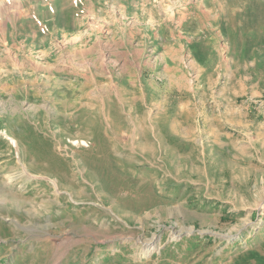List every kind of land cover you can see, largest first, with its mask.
Listing matches in <instances>:
<instances>
[{"label":"rangeland","instance_id":"rangeland-1","mask_svg":"<svg viewBox=\"0 0 264 264\" xmlns=\"http://www.w3.org/2000/svg\"><path fill=\"white\" fill-rule=\"evenodd\" d=\"M0 264H264V0H0Z\"/></svg>","mask_w":264,"mask_h":264},{"label":"crops","instance_id":"crops-1","mask_svg":"<svg viewBox=\"0 0 264 264\" xmlns=\"http://www.w3.org/2000/svg\"><path fill=\"white\" fill-rule=\"evenodd\" d=\"M18 11H20V9H19ZM41 11H42V10L39 9V12H40V13H41ZM56 13H57V12H56ZM30 15H31V12H30ZM30 19H34V18H32V16H31ZM2 21L4 22L5 20H2ZM14 22H15V21L12 22V25H13ZM23 29H24V27H23ZM24 30H25V29H24ZM24 30H22V31H24Z\"/></svg>","mask_w":264,"mask_h":264},{"label":"bare ground","instance_id":"bare-ground-1","mask_svg":"<svg viewBox=\"0 0 264 264\" xmlns=\"http://www.w3.org/2000/svg\"><path fill=\"white\" fill-rule=\"evenodd\" d=\"M9 203V201H7ZM11 203V202H10Z\"/></svg>","mask_w":264,"mask_h":264}]
</instances>
